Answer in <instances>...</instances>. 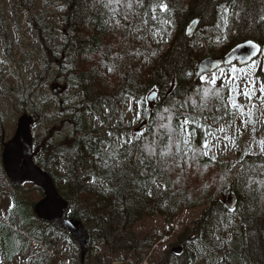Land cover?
I'll use <instances>...</instances> for the list:
<instances>
[{
  "label": "trees",
  "instance_id": "1",
  "mask_svg": "<svg viewBox=\"0 0 264 264\" xmlns=\"http://www.w3.org/2000/svg\"><path fill=\"white\" fill-rule=\"evenodd\" d=\"M4 1L0 0V40L5 55L9 57L12 48L8 23L20 32L23 15L43 47L40 65L45 75L37 71L33 84L36 92L43 82L49 84L57 98V128L66 125L68 134L57 144L49 145L47 139L40 141L41 145L36 143L34 160L52 176L59 194L69 204L68 215L82 221L88 231L85 258L99 240L110 253L139 254L136 262L141 263L165 235L153 233L139 238L133 230L137 221L157 213L167 223L165 234L169 235L174 220L184 210L208 204L204 217L180 238V252L167 254L155 264L264 262V154H248L231 163L199 153L193 157L181 144L187 156L176 152L175 146L164 156L160 153L172 142L156 127L157 123H168L159 120L160 114L167 115L164 108L174 113L173 128H178L185 116L192 117L194 122L186 127L192 133V146L199 148L204 139L210 140L207 132L213 131L212 124L233 120L237 113L231 114L234 110L225 109L215 98H210L203 110L197 107L205 103V88L218 89L225 100L228 89L219 82H196L195 66L200 58L219 55L242 38L263 44L264 0H201L211 20L193 31L183 50L176 53L173 46L183 32L182 15L190 0H143V7L132 0V8L116 4L105 7L108 0H43L41 6L40 0H9L6 8ZM55 2L62 9L59 30L47 11ZM161 2L167 3L168 12L153 10L152 6ZM60 83L63 91L73 93L71 97L60 95L61 89H56ZM152 89L157 90L158 97L151 116L143 129L135 131L144 118L145 96ZM20 96L24 97L23 93ZM136 100L142 103L137 105ZM44 104L49 105L48 99L44 98ZM129 106L139 113L136 124L125 119L123 108ZM41 109L31 102L28 114L37 118ZM93 119L103 129L93 126ZM3 128L0 114V139ZM135 135H141L135 144H151L157 154L133 149L128 156L126 150L131 146L120 147L117 138ZM18 190L10 195L8 205L11 226L0 234L2 264L23 254L17 238L34 240L42 247L34 246L35 254L26 257L28 264H62L59 247L72 239L67 232L37 219L32 200L19 196ZM229 194L236 199L232 208L225 203ZM3 224L0 220V231L6 230ZM253 237L258 241L251 253Z\"/></svg>",
  "mask_w": 264,
  "mask_h": 264
},
{
  "label": "rangeland",
  "instance_id": "2",
  "mask_svg": "<svg viewBox=\"0 0 264 264\" xmlns=\"http://www.w3.org/2000/svg\"><path fill=\"white\" fill-rule=\"evenodd\" d=\"M188 10L182 15L183 17V32L181 37L176 40L173 46V53L177 51H182L183 47L186 46V42L192 36L193 31L200 28L202 24H207L211 20V15L207 12L205 5L201 3V0H190ZM43 0L38 2L41 6ZM9 0L4 1V6L8 8ZM47 11L51 16V21H53L57 30L60 28L59 16L62 13V9L59 2L51 3L47 6ZM205 13V14H204ZM26 16L23 15L21 20V30L17 31L16 27L12 25L13 23H8L9 14L8 10L5 12V19L8 23V28L11 36V55L7 57L4 53L3 42L0 40V114L3 115L4 128L2 133V139H0V220L4 223V227L1 233L8 231V205H11L10 195L15 191V188L10 184L4 171L2 169L1 163V151L3 148V143L10 139L16 129V121L20 113L25 110L27 113L31 109V102L36 103L42 109L39 112L40 116L34 117V122L31 126V133L33 135V144L40 143L42 140H49L50 144H57L63 141L68 134V127L66 125L57 128V124L60 122V118L57 114V98L52 93L49 84L43 82L42 89L36 92L33 81L37 79V71L40 74L45 75L43 68L41 67V61L43 59V47L34 38L31 31L30 25L26 21ZM192 23L196 25L192 28L189 33V27ZM58 38L59 32L57 34ZM247 38H242L238 42L246 40ZM234 43L233 45H235ZM231 45V46H233ZM230 46V47H231ZM26 50V51H25ZM254 62V64H253ZM232 68L237 71L232 72ZM244 69V73L248 75L245 76L239 70ZM42 76V77H43ZM205 81H210L213 77H217L216 82H219L227 89L232 85H239L241 88L247 79H253L256 82L257 89L259 84L264 82V48L260 53L259 57L253 60L251 63L245 66H238L232 64L229 66H223L211 72L204 73ZM195 80V79H194ZM201 81L200 77L195 80ZM56 89L60 90V95L63 98H68L72 96V92L63 91V84L60 83ZM65 89V88H64ZM149 92V91H148ZM23 93L24 97H21ZM58 94V93H57ZM237 102L244 107V111L247 112L250 105L249 102L243 97V95H237L232 93ZM260 93L256 92L257 99L254 100L256 104V111L254 112L251 121L245 125L242 121L249 119L247 116L241 117L239 113L236 115L235 119L220 124H212L213 136H211V147L209 150V157L215 155L216 160H229L231 163H237L245 153L257 154L261 152L260 142L264 141V126L262 123L264 121V106L261 105L258 97ZM229 97V91H228ZM44 98L48 99V104H44ZM154 103V102H153ZM152 103V104H153ZM129 107H124L123 112L125 113V119H128L130 123L136 124L137 122V111ZM137 119V120H136ZM136 120V121H135ZM254 121V123L252 122ZM91 123L95 127H100V122L93 119ZM224 127L225 132H219L218 129ZM255 128V131H253ZM103 129V128H102ZM225 135L229 136L231 139H224ZM232 140L235 141V146H233ZM53 142V143H51ZM46 147V145H42ZM248 155V154H247ZM19 196L26 197L32 202H36L42 196L41 190L33 185L31 182H24L19 186ZM208 204L203 205L196 209L184 210L175 220L172 232L168 235L165 234V229L167 223L164 218L154 213L149 217H144L134 224L133 230L137 237L141 238L146 234L157 233L165 235L160 243L156 244L150 252L143 257V261L136 262V259L141 257L139 254H113L108 252L107 248L102 245L98 240L94 243L89 256L84 257L85 264H155L163 260L167 254L179 253L181 249L177 248L171 250L174 246H179L180 238L186 236L187 232L192 230L196 225V222L202 219L204 216V211L207 209ZM15 228L16 226L12 224ZM7 233V232H6ZM257 234V233H255ZM29 235H26V238ZM255 237V236H254ZM250 241V251L255 250L257 239ZM20 246L24 248L22 255H16L14 260L8 261L6 264H28L26 257L31 258L35 254L34 246L35 243L30 239L23 241L22 238H17ZM41 246V245H39ZM38 246V247H39ZM42 248V247H41ZM76 244L72 242H65L61 247H59V258L62 264H78L80 261L79 250L76 251ZM78 249V248H77ZM48 253L51 251L47 250ZM255 252L253 251V254ZM258 258L256 255H254ZM169 257V256H168ZM2 259L0 256V264H2ZM83 263V264H84ZM264 264V262H261Z\"/></svg>",
  "mask_w": 264,
  "mask_h": 264
},
{
  "label": "water",
  "instance_id": "3",
  "mask_svg": "<svg viewBox=\"0 0 264 264\" xmlns=\"http://www.w3.org/2000/svg\"><path fill=\"white\" fill-rule=\"evenodd\" d=\"M248 41L258 45L255 55H252L253 48L248 45ZM260 47V43L257 41L246 39L231 46L220 55L200 58L195 66V78L198 79L204 73L211 72L223 65L247 64L259 54ZM153 93H155L154 98ZM156 97L157 92L154 90L147 95L145 118L136 130L144 127L148 122L152 102ZM32 122V117L27 114L18 117L13 137L4 144L2 151L3 169L12 185L18 186L24 181H31L41 188L43 196L33 206L35 215L40 220L50 222L56 228L68 232L79 247L83 258L87 250L89 234L79 219L68 216V203L58 194L52 178L33 162L32 134L30 131ZM227 204L233 205V196L227 197Z\"/></svg>",
  "mask_w": 264,
  "mask_h": 264
},
{
  "label": "snow or ice",
  "instance_id": "4",
  "mask_svg": "<svg viewBox=\"0 0 264 264\" xmlns=\"http://www.w3.org/2000/svg\"><path fill=\"white\" fill-rule=\"evenodd\" d=\"M137 6L139 7H143L144 6V2L143 0H136ZM116 4V5H123L126 6L127 8H132L133 7V2L132 0H127L126 4H123V0H108V2L105 4V7H111V5ZM153 10H155V8H158L160 12H168L169 8L167 3H159L158 5L152 6ZM113 11H115V9H113ZM225 12L227 11V9L224 10ZM125 19H127V16H125ZM153 20H156L157 17L156 16H152ZM262 20H264V16L261 17ZM167 22V21H165ZM117 23L119 24V21H117ZM144 23H147V21H144ZM248 45L250 47L253 48V53L252 55H255V51L258 49V45H256L255 43H253L252 41H248ZM254 64V62H253ZM237 70L235 68H232V72L235 73ZM241 73H244V69H240L239 70ZM187 75L191 76L192 73L189 72L187 73ZM245 76H247V73H244ZM217 77H213L212 80L207 81L210 84H215ZM200 80L203 82L205 81V77L203 75L200 76ZM229 97L227 100L224 99V97L221 95V92L218 89H214V88H205L203 90V99L205 101L204 104L202 105H197V107L201 108V110H203V108L207 107L208 101L210 100V98H215L216 100H219L221 102V106L224 107L225 109H227L228 107H230L231 109H233V113L231 114H236L239 113V115L241 117H245L247 116L249 119L247 120H243L242 122L247 125V123H249L251 121V118L254 114V112L257 110L256 109V104L254 103V100L257 99L256 97V92L259 91L260 95L258 97L260 103L262 106H264V82H261L259 84V88L257 89L256 87V82L253 79H247L245 80L242 88L239 85H232L229 89ZM232 93H236L237 95H243V97L249 102V109L247 112L244 111V107L242 105H240L237 100L235 99V97L232 95ZM197 94H199V90H197ZM155 97V93H153V98ZM189 99H191L189 97ZM132 101H130L131 103ZM135 103L137 105H140L142 103V101L140 100H136ZM192 104L196 105L197 101L196 100H192ZM180 107H184V104H181ZM172 108H175V104L172 105ZM131 110V109H129ZM219 110V109H218ZM164 113H167V115L164 114H160L159 116V120L160 121H168V123H157L156 127L159 130H163L162 132V136L165 137L168 141H171L172 143L165 145V151L160 153V155H168L172 152L173 146H175V150L178 153H181L183 156H187L188 152H191L193 154V157H195V155L197 153L203 155V156H208L209 155V150L211 147V141L208 139H204L203 144L201 147L197 148V147H193L192 143H191V136L192 133H190L187 129V125H189L190 123L194 122V118L189 117V116H185L183 121L180 123L178 128H173L171 126V120L172 117L174 115L173 111L171 108H164L163 110ZM137 116L139 117V113H137ZM213 119L215 120V117H213ZM254 123V121H252ZM197 127H199V125H197ZM219 132H225L226 129L224 127H221L220 129H218ZM253 131H255V128H253ZM109 135H111V133H109ZM207 136L211 137L213 136V133L209 130L207 132ZM120 141V147H123V145L127 144L130 145L131 147L129 149H127V155L131 156L132 154V150L136 149L138 150L139 153H148L149 155H156V150L154 149V147L151 144H144L143 146H141L140 144H135L134 141H138L141 139V135H135L131 138L128 139H123L121 137L117 138ZM224 139H231L229 136L225 135ZM155 143V141L153 142ZM233 146H235V141L232 140ZM184 145L185 148L188 149V152H183L180 148V145ZM260 146H261V153L264 154V141L260 142ZM249 153H245V155H247ZM114 156V153H113ZM137 159L139 160V155L137 156ZM212 160H215L216 157L215 155L211 156ZM140 163H143V161H139ZM154 182V181H153Z\"/></svg>",
  "mask_w": 264,
  "mask_h": 264
},
{
  "label": "bare ground",
  "instance_id": "5",
  "mask_svg": "<svg viewBox=\"0 0 264 264\" xmlns=\"http://www.w3.org/2000/svg\"><path fill=\"white\" fill-rule=\"evenodd\" d=\"M203 58V57H202ZM58 60V59H57ZM199 61V60H198ZM33 112V111H32Z\"/></svg>",
  "mask_w": 264,
  "mask_h": 264
}]
</instances>
